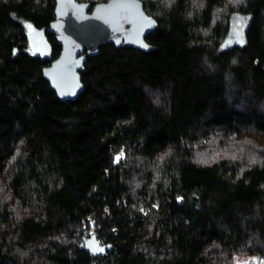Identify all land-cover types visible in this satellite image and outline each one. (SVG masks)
I'll return each mask as SVG.
<instances>
[{"label": "trees", "instance_id": "trees-1", "mask_svg": "<svg viewBox=\"0 0 264 264\" xmlns=\"http://www.w3.org/2000/svg\"><path fill=\"white\" fill-rule=\"evenodd\" d=\"M142 1L155 50L102 47L62 102L29 38L55 0H0V264L264 257V0Z\"/></svg>", "mask_w": 264, "mask_h": 264}, {"label": "water", "instance_id": "water-1", "mask_svg": "<svg viewBox=\"0 0 264 264\" xmlns=\"http://www.w3.org/2000/svg\"><path fill=\"white\" fill-rule=\"evenodd\" d=\"M56 18L49 28L34 29L30 41L43 58L51 57L46 32L56 35L60 56L43 68V78L62 102L75 101L85 90L82 73L102 47H131L151 52L147 36L159 28L142 0H108L96 5L79 0H55Z\"/></svg>", "mask_w": 264, "mask_h": 264}, {"label": "rangeland", "instance_id": "rangeland-1", "mask_svg": "<svg viewBox=\"0 0 264 264\" xmlns=\"http://www.w3.org/2000/svg\"><path fill=\"white\" fill-rule=\"evenodd\" d=\"M247 20H248L247 17L240 16V15H235L233 17L232 33H231L229 40L226 43L227 45H232L234 43H241L242 42L244 27H245V23L247 22ZM92 241L93 240L91 239V242L89 241L86 244V245H88L87 247H89L95 251L99 249L98 252L101 251V248H99L97 242L94 241V243H92ZM244 261H247L248 264H264V257L243 256L239 262H244Z\"/></svg>", "mask_w": 264, "mask_h": 264}, {"label": "snow or ice", "instance_id": "snow-or-ice-1", "mask_svg": "<svg viewBox=\"0 0 264 264\" xmlns=\"http://www.w3.org/2000/svg\"><path fill=\"white\" fill-rule=\"evenodd\" d=\"M28 27L31 28V25H28ZM117 159L119 160V157H118ZM101 250H102V249H101ZM238 264H248V262H247V261H244V262H239V261H238Z\"/></svg>", "mask_w": 264, "mask_h": 264}]
</instances>
